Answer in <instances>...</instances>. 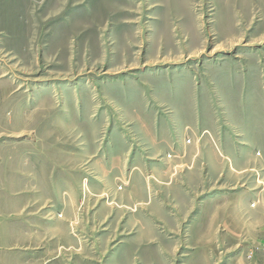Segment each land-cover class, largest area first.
Segmentation results:
<instances>
[{
	"label": "rangeland",
	"instance_id": "374dc122",
	"mask_svg": "<svg viewBox=\"0 0 264 264\" xmlns=\"http://www.w3.org/2000/svg\"><path fill=\"white\" fill-rule=\"evenodd\" d=\"M0 264H264V0H0Z\"/></svg>",
	"mask_w": 264,
	"mask_h": 264
}]
</instances>
